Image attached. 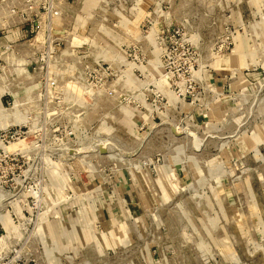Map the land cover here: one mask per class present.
Here are the masks:
<instances>
[{"label":"rangeland","instance_id":"rangeland-1","mask_svg":"<svg viewBox=\"0 0 264 264\" xmlns=\"http://www.w3.org/2000/svg\"><path fill=\"white\" fill-rule=\"evenodd\" d=\"M0 264H264V0H0Z\"/></svg>","mask_w":264,"mask_h":264},{"label":"built area","instance_id":"built-area-1","mask_svg":"<svg viewBox=\"0 0 264 264\" xmlns=\"http://www.w3.org/2000/svg\"><path fill=\"white\" fill-rule=\"evenodd\" d=\"M54 15H57L56 13H54ZM33 31V30H32ZM57 44L53 47V48H50V55H56L57 53ZM72 51V56H74V52L75 50H71ZM60 56H63L61 52H59ZM49 56V54L47 55ZM41 61L44 62V59L41 58ZM69 67V65H67ZM108 65L107 67H105V64L104 63H101L99 64V62H95V63H92L90 65H87L86 67V72L83 76L79 75V76H69L68 79H70L69 81H72L73 82H76L77 84H79L83 90H84V95L83 97L84 98H92V97H95V96H98L99 93L101 92L100 90H98V80H97V76L102 74L103 77H107L108 76ZM43 81L46 83V86L48 88H51V86H54V84L57 83V79L53 78V77H45L43 79ZM67 82V81H66ZM65 82V83H66ZM57 87V86H56ZM65 89H63L62 91L57 88L53 94H52V98L53 99H59V97H63V98H71L73 99L74 102H77L75 99H74V96L75 94L70 90L68 89V87L65 85ZM51 90V89H47V92ZM49 95V94H48ZM98 148H99V143L97 144ZM101 148V147H100ZM100 148H99V153H100ZM72 154V153H71Z\"/></svg>","mask_w":264,"mask_h":264},{"label":"crops","instance_id":"crops-1","mask_svg":"<svg viewBox=\"0 0 264 264\" xmlns=\"http://www.w3.org/2000/svg\"><path fill=\"white\" fill-rule=\"evenodd\" d=\"M129 189H130V188H129ZM124 191H125V193H124L125 196H124V197L126 198V199H125L126 201H125V200H124V201H125L126 204H128V206L130 207V206L132 205V201H131V199L129 198V195H128L129 193H127L128 190H124ZM89 203H90V202H88V200H86V199H84V201L82 200V205H83V208H84L85 212H86V213H87V212H93V211L95 212L96 209L94 208V206H90ZM118 226H119V225H118ZM116 227H117V226H116ZM111 228H112V227H111ZM114 228H115V227H113V229H114Z\"/></svg>","mask_w":264,"mask_h":264},{"label":"water","instance_id":"water-1","mask_svg":"<svg viewBox=\"0 0 264 264\" xmlns=\"http://www.w3.org/2000/svg\"><path fill=\"white\" fill-rule=\"evenodd\" d=\"M100 152H101V154H105V149L104 148H100Z\"/></svg>","mask_w":264,"mask_h":264}]
</instances>
